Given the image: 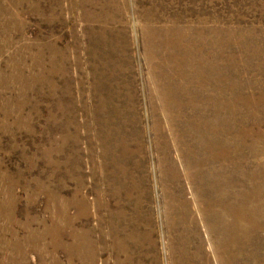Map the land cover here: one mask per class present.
Listing matches in <instances>:
<instances>
[{"label": "rangeland", "instance_id": "rangeland-1", "mask_svg": "<svg viewBox=\"0 0 264 264\" xmlns=\"http://www.w3.org/2000/svg\"><path fill=\"white\" fill-rule=\"evenodd\" d=\"M1 75L0 264H81L82 197L95 264L113 229L127 264H264V0H0Z\"/></svg>", "mask_w": 264, "mask_h": 264}, {"label": "bare ground", "instance_id": "bare-ground-1", "mask_svg": "<svg viewBox=\"0 0 264 264\" xmlns=\"http://www.w3.org/2000/svg\"><path fill=\"white\" fill-rule=\"evenodd\" d=\"M40 54V53H39ZM41 57H38L37 55V59L40 60ZM36 60V59H35ZM11 62V61H10ZM16 71V70H15ZM5 82V77L1 75V89H0V94H1V91L5 90L6 87H3L2 84ZM6 86V85H5ZM3 188V187H2ZM9 188V187H8ZM75 192V191H74ZM11 193V192H10ZM77 193H75V197H77L76 195ZM72 195V194H71ZM74 195V194H73ZM16 198V197H15ZM80 199V198H79ZM11 200V199H10ZM14 200V199H13ZM6 201V200H5ZM4 201V202H5ZM78 201V198L77 200L76 199H72L71 200H64L63 203H62V208H61V213L63 215V219L66 223V228L67 230L69 229L70 231V228L72 229V231L70 232V235L71 236H74V242H72V244H69L67 245V247L65 246L68 251L70 252H73V253H77V256L81 259V264H95L96 263V260L98 258L97 256V253H96V246L98 245V242L97 241H94L93 239L89 238V236H87V232H84V235L82 236V238H79L75 232V229H73L74 227V222H75V219L77 218H80L82 216H87L88 215V204H87V200L85 197H82L80 200H79V203L77 206H80L79 208V211H78V214L77 215H70L68 209L70 206H72L71 204L72 203H77ZM9 202V201H7ZM2 203V202H1ZM4 206H5V203H3ZM11 204V203H10ZM1 205V204H0ZM8 205V204H7ZM97 205V204H96ZM2 206V205H1ZM99 206V205H98ZM248 206V205H246ZM12 207V206H11ZM3 208V207H2ZM248 208V207H247ZM14 210V208H13ZM248 211V210H247ZM247 211L245 210H242L241 208H236L234 209L233 211V214H234V221L231 223V224H226L225 223V215L223 212H220L219 214V220L217 221L218 223L215 224V229H217L218 231V228H221L222 229V226L224 227V230L221 231L223 233L227 232L228 231H233V230H238L242 225H243V222H245L248 217V213ZM59 212V211H58ZM57 212V213H58ZM11 213V212H10ZM60 215V214H59ZM59 217V216H58ZM55 224V223H54ZM58 224V223H57ZM56 226V225H55ZM54 227V225H53ZM1 229V228H0ZM53 229V228H51ZM62 229V228H61ZM55 229H53L54 231ZM63 230V229H62ZM87 230V229H86ZM56 231V230H55ZM54 231V232H55ZM85 231V230H84ZM37 232V231H36ZM61 232V231H60ZM58 231V233H60ZM34 233V232H33ZM40 234V233H39ZM111 234H112V237H113V246L115 247L116 251H117V262L116 264H127L130 262V257H126V258H122L121 257V252L123 251L124 252V249L126 247V242H125V237H122L121 234H119L115 229H113V231H111ZM33 236V235H32ZM36 236V235H35ZM40 238V237H39ZM59 238V237H57ZM35 239H37L35 237ZM60 239V238H59ZM62 239V238H61ZM136 239V238H135ZM39 239H37L38 241ZM62 241V240H61ZM58 242V241H57ZM35 243V241H34ZM39 243V242H38ZM37 243V244H38ZM59 243V242H58ZM61 243V242H60ZM65 243V242H64ZM136 243V242H135ZM100 244V243H99ZM139 244V243H138ZM56 245V244H55ZM58 245V244H57ZM104 246V245H103ZM112 246V247H113ZM129 246V245H128ZM38 248V247H37ZM55 248V247H54ZM53 248V250H54ZM40 249V248H39ZM66 249V250H67ZM56 252V251H55ZM126 254V253H125ZM116 258V257H115ZM108 262V261H107Z\"/></svg>", "mask_w": 264, "mask_h": 264}, {"label": "crops", "instance_id": "crops-1", "mask_svg": "<svg viewBox=\"0 0 264 264\" xmlns=\"http://www.w3.org/2000/svg\"><path fill=\"white\" fill-rule=\"evenodd\" d=\"M8 234H9V233H8ZM8 234H6L5 236L8 237ZM9 235H10V234H9ZM21 246H22V244H21ZM23 250H24V249H23Z\"/></svg>", "mask_w": 264, "mask_h": 264}]
</instances>
